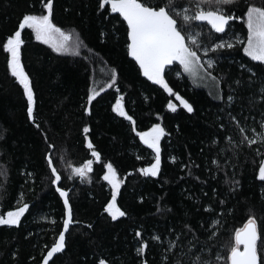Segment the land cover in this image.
<instances>
[{
	"label": "trees",
	"instance_id": "16d2710c",
	"mask_svg": "<svg viewBox=\"0 0 264 264\" xmlns=\"http://www.w3.org/2000/svg\"><path fill=\"white\" fill-rule=\"evenodd\" d=\"M99 3L53 0V22L79 37V56L57 53L36 41L31 30L22 33L21 58L36 96L35 123L27 116L22 86L11 76L7 54L0 49V215L29 204L20 227L0 226V264H41L63 230L66 208L52 183L49 154L62 176L60 187L69 192L74 220L65 250L49 264H99L101 259L107 264H141L144 259L148 264H192V254L199 249H205V258L214 259V254L225 253L235 230L250 216L264 225V182L257 178L264 145L240 144L237 127L238 121L249 137L264 131V64L246 56L245 44L239 43L246 41L243 20L232 22L225 34L214 33L206 22H195L192 38L201 45V62L214 60L212 75L219 89L197 87L179 65L171 66L175 71L166 69L170 87L192 104L194 111L188 113L175 96L142 75L127 53L126 22L111 13L110 6L100 9ZM250 5L264 7V0H238L231 11L243 16ZM43 11L40 0H0V45L17 29L23 14ZM217 37L235 47L204 56V47L221 42ZM113 70L119 92L106 87ZM94 87L106 90L92 102L89 116L85 107ZM121 95L136 131L160 123L168 133L161 140L158 177L139 171L154 162V154L130 122L112 110ZM169 102L177 106L176 112L168 109ZM86 126L91 128L87 138ZM88 138L100 153L99 161L87 148ZM89 159L94 163L88 177L72 175V168ZM108 163L122 181L117 205L127 213L115 221L105 211L112 195L102 178ZM209 207L212 211H205ZM156 236L160 241L153 239ZM139 240L149 244L144 257L136 253ZM169 240L177 247L167 249Z\"/></svg>",
	"mask_w": 264,
	"mask_h": 264
},
{
	"label": "snow or ice",
	"instance_id": "6c2138e0",
	"mask_svg": "<svg viewBox=\"0 0 264 264\" xmlns=\"http://www.w3.org/2000/svg\"><path fill=\"white\" fill-rule=\"evenodd\" d=\"M185 2L189 4V7H185ZM40 3L44 11L41 14H23L18 22L17 29L7 36L5 42L0 45V49L7 54V67L11 76L22 86L27 101V116L33 123H35L36 96L32 80L25 71L21 58V49L24 45L22 33L25 30H31L36 41L49 45L54 51L62 55L79 56V48L82 46V41L78 36L73 42V34L62 30L53 22V0H40ZM193 3L195 5L194 10L191 8ZM236 3H238V0H160L159 3L152 5L147 0H143V2L142 0H100L98 7L105 9L110 6L111 13L119 14L126 22L127 40L129 41L127 43V53L139 65L142 75L153 84L159 85L169 95L175 96L183 108L188 113H192L194 111L192 104L175 93L173 88L170 87L165 78V70L175 71L171 66L179 65L182 66L184 73L194 79L207 78L216 82L217 77L212 75V70L215 68L214 60L209 58L202 63L201 56L198 54L201 45L198 38H192L191 29L195 22H206L214 33L225 34L226 30L230 29L232 22L243 20L247 28L246 41L239 40V43L245 44L243 51L246 56L250 57L252 61L264 64V7L250 5L243 16H237L231 11V6ZM178 19L181 21V26H178ZM189 39L191 44L188 43ZM217 39L221 42L202 49L204 56H208L209 52L235 47L233 43L223 41L222 37H217ZM116 80L117 74L113 70L109 77L110 82L107 83L106 87H115V91L119 92L120 89L116 86ZM104 90L106 89L95 87L90 90L87 106L85 107L87 115H92V102ZM218 98L221 97L218 95ZM228 99L231 100L232 97L229 96ZM123 101L124 97L121 95L112 110L119 117L128 120L133 131H136V121L126 111ZM167 107L171 112L177 111V106L171 102L168 103ZM232 119L235 120V117H232ZM36 127L39 128L40 125L36 124ZM237 127L242 136L239 141L240 144H246L247 146L264 145V131L257 132L254 137H249L246 135L247 130L239 126L238 121ZM260 127L264 129V123H261ZM90 131V127L83 128L86 138ZM251 131L256 132V129L253 128ZM166 135L168 133L160 123L154 124L147 131H136L139 140L154 154V162L139 170L143 176L158 177L160 175L162 162L161 140ZM0 138H3L2 133H0ZM228 140L231 142L232 137H228ZM87 148L92 150V157L99 161L100 153L94 150L90 138L87 139ZM256 151L259 152V148ZM261 155L264 156V153H261ZM172 160L175 162V157ZM47 162L51 168L52 183L57 185L56 190L63 198L67 213L63 221V230L50 250L47 251L46 256L43 258V264H49V261L56 254L65 250V234L69 232L70 226L74 223L73 210L69 203V192L60 187L62 176L56 167L52 166L51 154L47 156ZM93 163V159H89L82 166L72 169L74 176L82 180L88 177L93 171ZM106 168L107 172L102 178L110 185L112 195L105 211L115 221L127 215L117 205V196L120 194L122 181L111 163H108ZM257 178L259 181L264 182V159L259 161ZM232 183L239 185V181L233 180ZM235 190V188H232V191ZM220 203H223V201H220ZM28 210L29 204L22 203V206L17 207L14 211H8L6 215H0V226L20 227L21 218ZM205 211H212V209L209 207ZM52 223H55V221ZM219 223V220L215 221V225ZM185 228L188 232L193 233L195 238L193 229L189 225H185ZM135 235L139 238L142 234L137 231ZM211 235L210 233V237ZM153 239L160 241L159 236L153 237ZM176 239H179V237ZM138 243L140 246L136 248V253L139 257H144L149 249V244L143 240H139ZM176 247L174 240L168 241L167 249ZM204 251L205 249H199L198 253L192 254V264H264V225L259 224L255 215H252L242 227L235 230L234 237H232L231 243L226 246L225 253H216L213 259L211 257L205 258ZM208 251L211 250L208 249ZM99 264H107V261L101 259ZM141 264H148V262L144 259Z\"/></svg>",
	"mask_w": 264,
	"mask_h": 264
},
{
	"label": "rangeland",
	"instance_id": "374dc122",
	"mask_svg": "<svg viewBox=\"0 0 264 264\" xmlns=\"http://www.w3.org/2000/svg\"><path fill=\"white\" fill-rule=\"evenodd\" d=\"M76 36L73 35V42H75ZM182 67V66H181ZM190 79L191 81L197 86V87H201L204 88L206 90H209L211 92H217L219 89V82L216 80V82L211 81L210 79H194L193 77L189 76L187 73H185ZM74 169V168H72ZM106 172H107V168H106ZM72 175L73 172L71 170ZM110 186V185H109Z\"/></svg>",
	"mask_w": 264,
	"mask_h": 264
},
{
	"label": "water",
	"instance_id": "95a60500",
	"mask_svg": "<svg viewBox=\"0 0 264 264\" xmlns=\"http://www.w3.org/2000/svg\"><path fill=\"white\" fill-rule=\"evenodd\" d=\"M62 199H63V198H62ZM66 213H67V209H66ZM65 235H66V234H65ZM46 254H47V253H46ZM58 254H59V253H58ZM58 254H56V255H58ZM56 255H55V256H56ZM45 256H46V255H45ZM45 256H44V257H45ZM55 256H54V257H55ZM54 257H53V258H54ZM52 260H53V259H52ZM52 260H50L49 263H50ZM41 264H43V260H42Z\"/></svg>",
	"mask_w": 264,
	"mask_h": 264
}]
</instances>
